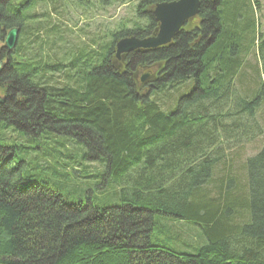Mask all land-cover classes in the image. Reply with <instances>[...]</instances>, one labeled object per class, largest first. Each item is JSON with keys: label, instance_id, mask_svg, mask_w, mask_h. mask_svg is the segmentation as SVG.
Wrapping results in <instances>:
<instances>
[{"label": "trees", "instance_id": "16d2710c", "mask_svg": "<svg viewBox=\"0 0 264 264\" xmlns=\"http://www.w3.org/2000/svg\"><path fill=\"white\" fill-rule=\"evenodd\" d=\"M17 1L0 0V42L21 31L0 45V264H264V146L239 162L263 135L260 70L235 87L251 50L264 58L250 0H201L199 27L123 61L117 41L156 33L153 7L171 0H140L92 44L62 37L55 61ZM155 65L150 90L135 74Z\"/></svg>", "mask_w": 264, "mask_h": 264}, {"label": "rangeland", "instance_id": "374dc122", "mask_svg": "<svg viewBox=\"0 0 264 264\" xmlns=\"http://www.w3.org/2000/svg\"><path fill=\"white\" fill-rule=\"evenodd\" d=\"M23 0H18L21 2ZM29 0V13H35L38 16L37 22H42L43 27H39L38 40L43 39L46 45L42 56L47 61H55L54 57H62V37L70 46H79L82 43L92 44V40L96 39L97 35L105 31L112 30L116 23L121 19H128L137 16V5L140 0ZM84 1V2H83ZM254 19L256 20V37L255 39L264 40V0H250ZM155 7V6H154ZM154 9V8H153ZM250 15L246 14L248 20ZM133 19V18H132ZM31 24V22H30ZM56 26L57 31L52 27ZM241 26V25H240ZM31 32L30 28L26 27V34ZM21 35V31L19 33ZM260 35V37H259ZM256 41V43H257ZM4 42H0L2 45ZM49 44L52 46L50 47ZM59 45V46H56ZM249 67L239 73L235 87L238 89V94H243L248 89L253 90L256 86V74L253 69L260 70V76L264 79V58L258 54L257 49H252L247 56ZM242 74V76H241ZM190 85L183 86L179 92H175V99L172 100L175 106L181 94L189 92ZM249 92V91H248ZM247 92V93H248ZM261 114V112L259 113ZM259 115L261 125L264 127V119ZM245 142V141H244ZM241 148V161L246 157L257 154L264 146V130L263 135L256 136ZM236 146L235 150H238ZM84 199L83 196L71 194L67 197L68 200ZM171 229L181 232L190 239H196L197 232L195 229H190L189 225L184 222L169 221Z\"/></svg>", "mask_w": 264, "mask_h": 264}, {"label": "water", "instance_id": "95a60500", "mask_svg": "<svg viewBox=\"0 0 264 264\" xmlns=\"http://www.w3.org/2000/svg\"><path fill=\"white\" fill-rule=\"evenodd\" d=\"M200 0H173L157 3L153 9V16L159 24L157 34L146 38L136 36L124 37L116 43V56L134 51H148L159 47L172 44L176 35L180 33L186 22L194 18L199 13ZM20 28H11L5 37L4 47L13 51L17 45ZM9 59L0 60V72L9 63ZM145 77H142V81ZM150 86H155L152 82ZM6 100L5 96L0 95V104Z\"/></svg>", "mask_w": 264, "mask_h": 264}, {"label": "flooded vegetation", "instance_id": "af4514ba", "mask_svg": "<svg viewBox=\"0 0 264 264\" xmlns=\"http://www.w3.org/2000/svg\"><path fill=\"white\" fill-rule=\"evenodd\" d=\"M173 1V0H171ZM154 8V7H153ZM203 22V19L201 17V0H200V8H199V13L194 17V18H191L184 26H188V28H197L199 27ZM154 34H152L151 36H154L157 34V31L156 33L153 32ZM10 53V52H9ZM124 56L125 55H122L121 57H117V59L119 61H123L124 59ZM145 71V73H144ZM144 71H143V74H142V77H145V80L142 81V77L140 78V74L139 73H136L135 74V78L137 79V82L138 84H142L143 87H147L148 89H152V88H155V86H150V84L152 82H154L155 78H156V75L158 73V67L157 65L153 66V67H150V66H147L144 68ZM131 75H133L134 73L131 72L130 73Z\"/></svg>", "mask_w": 264, "mask_h": 264}, {"label": "bare ground", "instance_id": "6f19581e", "mask_svg": "<svg viewBox=\"0 0 264 264\" xmlns=\"http://www.w3.org/2000/svg\"><path fill=\"white\" fill-rule=\"evenodd\" d=\"M189 20H190V19H189ZM189 20H188V21H189ZM188 21H187V22H188ZM187 22H186V23H187Z\"/></svg>", "mask_w": 264, "mask_h": 264}]
</instances>
